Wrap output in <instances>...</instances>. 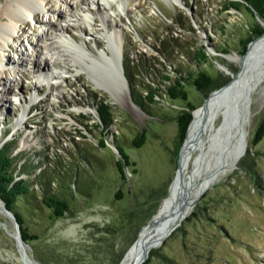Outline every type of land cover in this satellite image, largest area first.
Segmentation results:
<instances>
[{"label": "rangeland", "instance_id": "1", "mask_svg": "<svg viewBox=\"0 0 264 264\" xmlns=\"http://www.w3.org/2000/svg\"><path fill=\"white\" fill-rule=\"evenodd\" d=\"M49 1L48 11L42 6L37 9L38 18L24 12V31L21 26L12 30L10 47L0 38V146L10 143L18 165L25 162L31 170L17 178L29 180L36 203L41 200L48 172L55 169L57 176L65 175L64 165L70 169L77 166L84 174L78 179L89 185L90 193H81L76 182L66 181L63 195L69 210L64 215L51 217L43 204L33 212L24 208V225L35 237L22 245L16 240V224L4 213L5 204L0 201V264H121L142 226L159 211L173 188L179 162L176 116L188 108L184 101L158 94L152 105L155 115L145 112L132 100L124 65L138 73L134 81L155 84L159 71L173 76L179 65L183 70L196 68L186 52L201 47L207 56L201 66L213 74L214 90L237 73L233 57L243 55L240 39L251 33L253 22L264 26V21L249 16L243 7L241 11L223 9L225 0H178L182 4L98 0L104 7L101 14L116 29L118 43L123 45L117 77L124 80V92L118 90L114 96L106 74L102 76L111 68L93 72L86 67L80 75L76 70L75 60H80L81 54L92 55L107 48L109 29L97 10L86 9L87 3L79 0ZM2 3L0 0V6ZM69 8L76 13L71 15ZM56 25L68 30H58ZM171 34L178 38L173 53L159 52L158 39ZM42 58L48 60V69L38 66ZM185 86L196 108L212 91L199 92L188 83ZM240 97L243 106L239 116L250 120L244 154L232 171L214 172L218 165L215 156L231 151L238 135L222 139L220 134L199 159L205 133L183 171L188 180L198 159L194 183L202 182L208 170L213 172L196 206L187 214L195 211L196 215L190 220L185 217L162 244L151 249L148 264H168L162 253L180 264H264V136L253 143L264 116V60L247 71ZM237 102L235 98L231 103ZM103 103L110 106V124L105 130L97 127L102 121L98 106ZM7 108L11 111L6 112ZM220 121L218 118L216 124ZM142 129L145 143L134 147L131 140ZM102 133L106 134L105 147L98 143ZM117 141L134 162L125 166L124 179L115 166L120 158L114 146ZM48 180L49 189L58 192L59 179L54 176ZM117 189L122 192L118 198Z\"/></svg>", "mask_w": 264, "mask_h": 264}, {"label": "bare ground", "instance_id": "2", "mask_svg": "<svg viewBox=\"0 0 264 264\" xmlns=\"http://www.w3.org/2000/svg\"><path fill=\"white\" fill-rule=\"evenodd\" d=\"M2 1L3 3L0 6V22H3V25H0V38L5 40V44L8 47H10L8 41L12 36V30H15V27L21 26V29H23L22 31H24V28H22V24L26 21L24 12L26 11L29 17L38 18L40 14L37 9L42 6L46 11H48L50 2L49 0ZM167 1L173 2L174 4L177 2L182 4V2L178 0ZM64 2L68 3L69 0H64ZM79 2L87 3L86 9L88 10L91 8H95L97 10L103 25L109 29L107 31L109 39L107 42V48L98 52L94 51L95 54L93 53L92 55L90 53L88 55L81 54L80 60H75L76 70L78 71L77 74L80 75V71L86 67L93 72H102L101 70L107 66V68H111L112 71L103 72L102 76L106 74L107 81L112 85L109 87V90L114 96H117L116 93H118V90H121L122 94L124 90L122 89L123 87L121 84L123 85L124 80L122 79V81L119 78L120 75L117 77V71L121 67L119 62L121 61L122 56L119 51H122L123 45L122 43H118V33H116V29L112 27V24L108 21L105 15L101 14L100 11H102L104 7L101 3H98V0H79ZM88 3H90V5H88ZM108 5L110 6L111 4L109 3ZM69 13L74 15L76 11L74 8H69ZM93 21H96V19L94 18ZM56 27L58 30H68V27L63 25H56ZM45 33L46 36L49 37L51 32L47 28ZM120 40L123 41L122 35ZM95 43L100 44L99 40L96 38ZM50 47L52 48L53 46ZM68 51L71 50L67 49L66 52ZM74 51L77 52L76 49H74ZM3 55L4 53L2 54V57ZM53 55L54 53H52L50 57ZM233 59L236 63H238L239 69L237 73L234 74L233 78L225 86L212 92L206 102L195 110L193 118L189 124L186 137L180 147V157L177 165L175 180L173 182V188L167 197L165 205L161 208L156 220L140 232L138 241L130 247L122 264H133L139 253L152 240H155L157 243L156 245L159 246L161 244L160 242L165 239L166 236H168V234L175 229L176 226L180 224L187 214L196 206L200 195L205 190L206 185L209 182L208 176L211 177L213 172L208 170L205 174L206 176H203L202 182L194 183V170L198 165V159L193 163V171L188 180L185 179L183 171L185 165L190 160L193 149L200 143L205 133L206 136L201 145L199 159H201L204 149L211 147L220 134H222V139L232 138L238 135V139L235 140V144L233 143L231 145V151L227 153H224V151L219 152L215 156V163H218V165H216L214 172L226 174L229 171H232L239 158L244 154L247 147V126L249 125L250 120L248 117H245V120H242L239 116L241 113V106H243L240 92L247 71L264 60V34L252 41L242 56H234ZM6 60H10V58L8 59L7 56ZM37 64L38 66L42 65V67L46 69L49 67L48 60H45L44 58L38 60ZM54 64H58V61H54ZM122 76L121 78H123ZM99 85L103 84L99 83ZM106 88L108 89V87ZM235 98L238 102L236 105H233L231 102L232 99L234 100ZM0 100H2V97H0ZM130 104L133 108L138 109V107L131 101ZM8 110L10 112L11 108H7L6 112ZM218 118H220L221 121L220 123L218 122L219 124H216V120ZM221 138H219L218 141H220ZM1 205L2 204L0 202V206Z\"/></svg>", "mask_w": 264, "mask_h": 264}, {"label": "trees", "instance_id": "3", "mask_svg": "<svg viewBox=\"0 0 264 264\" xmlns=\"http://www.w3.org/2000/svg\"><path fill=\"white\" fill-rule=\"evenodd\" d=\"M223 9H236L238 11L242 10V7L245 8L246 13L250 16H258L264 21V0H225L222 4ZM250 32L243 39H240L239 43L242 47L241 54H244L248 48L250 41L255 39L257 36L264 32V26L255 21L250 26ZM178 38L173 36H164L161 39H158V51L164 54L173 53V48L177 45ZM183 48V47H182ZM185 49V48H184ZM184 51V50H182ZM186 52V50H185ZM189 53V54H188ZM187 58L195 64L196 68H187L186 70L181 69L179 65L178 68H175L176 74L170 76L166 73H161L160 71L156 73L155 84H151L141 81H134L138 73L133 69L129 64L124 65V74L129 81L130 87H132L131 96L134 103L139 105L145 112L150 115H155V111L152 105H155L156 95L165 96L168 99L181 100L187 103L188 108L180 112L176 116L177 123V154L179 153L180 146L182 145L186 134L188 125L192 119L193 111L195 106H193L188 98V92L186 89V84H190L196 88L199 92L207 93L211 91L215 86V78L207 68H202L201 64L207 59L205 49L201 47L194 48L192 51H187ZM145 65V71L147 68V60H143ZM148 72V71H146ZM139 85H141L139 87ZM163 85V86H162ZM98 111L100 113L101 123L97 127L102 126L107 128L110 124V106L103 103L98 106ZM195 112V111H194ZM106 134L102 133L101 137L98 139L100 147H105V136ZM264 136V116L261 119L258 127L255 130L253 136V143L257 144ZM85 137V136H84ZM145 130L142 129L137 133L131 140V144L134 147H140L145 143ZM116 150L118 151L120 158L115 161V166L120 174L122 179L125 178L124 168L125 166L133 165L134 162L130 160L128 153L125 151L119 141L114 143ZM83 158H87L84 156ZM17 155L13 154L10 143H4L0 146V198L4 201L5 206L15 215L16 221L18 222L21 237L24 241H28L35 235L29 233L27 226L24 225L25 216L24 208L33 212L39 205L43 204L50 210L51 217H58L64 215L69 210V201L64 197V186L65 182H76L79 186L81 193H90L89 185L83 181H79V175L84 178V174L77 169L75 165L74 168H67L65 165L63 168L66 170L65 175L57 176L56 170L53 169V172H48L43 187L42 195L40 197V202L36 203V196L34 194V189L31 187L29 180L26 178H17L20 173L30 172L31 170L26 167L25 162L20 164L17 163ZM135 171V170H134ZM59 179V189L58 192H54L53 189H49V180L52 178ZM122 192L120 189H117L115 195L121 196ZM23 204V205H22ZM196 212L192 211L190 215L186 216V220H190L192 216H195ZM161 258L164 262L168 264H180L176 262L172 257L167 256L162 253ZM151 259V250L149 252L148 258L142 264H148Z\"/></svg>", "mask_w": 264, "mask_h": 264}, {"label": "water", "instance_id": "4", "mask_svg": "<svg viewBox=\"0 0 264 264\" xmlns=\"http://www.w3.org/2000/svg\"><path fill=\"white\" fill-rule=\"evenodd\" d=\"M255 40V39H254ZM252 40V41H254ZM250 41V43L252 42ZM249 43V44H250ZM248 44V46H249ZM226 85V84H225ZM223 85V86H225ZM223 86L217 88V89H214L210 92V95L208 96V98L211 96L212 92L216 91V90H219L220 88H222ZM207 98V99H208ZM206 102V101H205ZM197 109V108H196ZM195 109V110H196ZM194 110V111H195ZM194 111H193V114H192V118H193V115H194ZM192 120V119H191ZM191 122V121H190ZM190 124V123H189ZM188 128H189V125H188ZM188 130V129H187ZM180 151L181 149L179 150V157H180ZM208 185V184H207ZM167 198L164 200L161 208L165 205V202H166ZM0 201L2 202V204H4V201L0 198ZM161 208L159 209V211L153 216V218H151L144 226H142V228L140 229L139 233H138V237L137 239L135 240V242L133 243V245L138 241L139 239V236H140V232L142 230H144L145 228H147L151 223L154 222V220H156L157 216L159 215V212L161 210ZM3 209H4V213L9 216L13 221L14 223L16 224V228H17V233H16V240H17V243L22 245V243H26L23 238L21 237V233H20V229H19V225H18V222L16 221V218H15V215L5 206L3 205ZM164 239L160 242L161 244L163 243ZM156 241L155 240H152L151 242H149L146 247L139 253L138 257L134 260L133 264H142L147 258H148V255H149V252L152 248L156 247ZM132 245V246H133ZM129 250L126 252L125 254V257L127 256ZM123 262V261H122ZM122 264V263H121Z\"/></svg>", "mask_w": 264, "mask_h": 264}]
</instances>
